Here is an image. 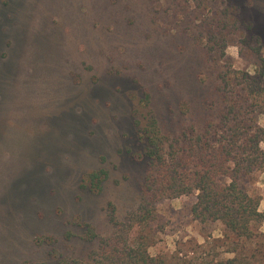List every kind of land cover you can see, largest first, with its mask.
Returning <instances> with one entry per match:
<instances>
[{
    "label": "rangeland",
    "instance_id": "1",
    "mask_svg": "<svg viewBox=\"0 0 264 264\" xmlns=\"http://www.w3.org/2000/svg\"><path fill=\"white\" fill-rule=\"evenodd\" d=\"M240 104L264 129V0H0V264L94 262L119 234L163 264H264V220L256 240L226 235L193 220L196 192L128 228L147 169L135 121L200 132ZM241 182L264 213V172Z\"/></svg>",
    "mask_w": 264,
    "mask_h": 264
},
{
    "label": "trees",
    "instance_id": "2",
    "mask_svg": "<svg viewBox=\"0 0 264 264\" xmlns=\"http://www.w3.org/2000/svg\"><path fill=\"white\" fill-rule=\"evenodd\" d=\"M148 101L145 93V103ZM240 109L241 104L229 112L232 115L225 114L216 124L208 122L200 132L184 128L175 135L163 133L150 110L144 123L135 121L144 141L147 169L140 186L139 214L129 230L156 223V200L196 192L190 207L193 220L220 221L226 235L230 232L246 241L261 235L258 228L264 213L259 210V198L244 189L241 179L253 169L264 172V129ZM106 176V170L99 168L87 172L84 179L91 190L98 191ZM84 226L85 238L93 240L94 228L89 223ZM127 237L119 234L107 239L101 258L84 264H163L149 252L151 244L143 235L137 234L134 242ZM228 264L234 263L230 260Z\"/></svg>",
    "mask_w": 264,
    "mask_h": 264
},
{
    "label": "clouds",
    "instance_id": "3",
    "mask_svg": "<svg viewBox=\"0 0 264 264\" xmlns=\"http://www.w3.org/2000/svg\"><path fill=\"white\" fill-rule=\"evenodd\" d=\"M226 51H228L230 53H234L235 49H234V47L230 46ZM248 70L251 72L253 69H252V67H250Z\"/></svg>",
    "mask_w": 264,
    "mask_h": 264
}]
</instances>
